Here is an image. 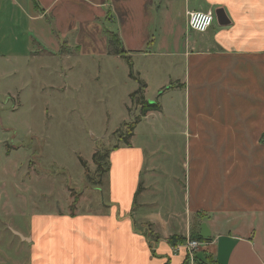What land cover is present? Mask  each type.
I'll list each match as a JSON object with an SVG mask.
<instances>
[{
    "label": "crops",
    "instance_id": "1",
    "mask_svg": "<svg viewBox=\"0 0 264 264\" xmlns=\"http://www.w3.org/2000/svg\"><path fill=\"white\" fill-rule=\"evenodd\" d=\"M60 1L0 0V79L7 75L2 67L13 61L30 55L55 59L68 46L64 42L60 48L48 21ZM111 1L72 0L78 10L72 35L81 37L85 30L91 34L97 26L94 19L99 25L112 14ZM198 1L201 6L194 5ZM172 4L122 0L126 29L146 33L157 18L164 30L172 21ZM184 4L186 17L188 12L222 8L231 25L216 23L206 33H190L179 53L182 61L172 63L182 78L171 80L161 96L169 90L182 94L184 111L171 123L172 134H180V162H154L157 154L152 162L144 156L140 162H110L108 194L105 198L102 191L103 200L93 208H80L74 216L70 211L38 213L26 233L12 229L30 253L27 264H185L188 253L179 249L183 244L174 246L170 239L187 241L192 232L200 236L203 227L210 242L189 264H264V243L260 252L255 222L264 224V0ZM94 7L100 10L97 18ZM125 23L118 31L123 43ZM97 27L106 35V29ZM155 48V42L148 44L151 54ZM63 51L72 55L70 49ZM165 110L161 106L157 113ZM1 263L19 261L6 258Z\"/></svg>",
    "mask_w": 264,
    "mask_h": 264
},
{
    "label": "rangeland",
    "instance_id": "2",
    "mask_svg": "<svg viewBox=\"0 0 264 264\" xmlns=\"http://www.w3.org/2000/svg\"><path fill=\"white\" fill-rule=\"evenodd\" d=\"M121 3L122 0L111 1L112 14L99 25L94 19V24L118 34L127 11ZM75 11L72 0H61L48 15L59 36L60 48L67 42L64 50L70 49L71 56L60 53L55 54V59L44 55L35 60L30 55L2 67L7 75L0 79V264L6 258H14L19 264L30 260L26 245L12 229L26 233L38 213H69L68 205L75 198L77 211L86 206L93 208L98 199L103 200L102 191L106 198L110 176L93 163L97 151L111 150L110 162H140L143 156L146 162H152L155 154L154 162H180V134L174 136L171 126L184 111L180 93L169 90L159 95L156 102L166 110L143 118L129 146L124 138L128 132L125 124L140 116L139 106L129 100L140 83L148 84L145 98L150 93L152 99L161 90L169 89L171 80L182 78L180 69L173 68L172 63L182 61L179 53L192 33L186 27L184 0H173L172 21L165 23L166 30H161L163 24L157 18L146 33L129 31L125 23L127 36L123 45L127 52L143 51L126 52L124 57L131 56L133 65H129L128 58L109 54L107 36L97 26L91 34L85 30L81 37L72 35ZM99 11L94 7V18ZM101 11L107 13L109 9ZM151 42L156 46L152 54L147 49ZM42 47L53 53L47 46ZM141 96H137L138 100ZM122 148L131 149L123 152ZM80 159L86 163L89 182ZM255 222L261 252L264 224Z\"/></svg>",
    "mask_w": 264,
    "mask_h": 264
},
{
    "label": "trees",
    "instance_id": "3",
    "mask_svg": "<svg viewBox=\"0 0 264 264\" xmlns=\"http://www.w3.org/2000/svg\"><path fill=\"white\" fill-rule=\"evenodd\" d=\"M106 35L108 37V43H109V46H110V53L115 55V56H121L122 58H128L129 60V65L132 64V62L130 61L131 60V56H128V57H124L125 55H127L126 51H125V48H124V45H123V42L122 40L120 39L119 35L114 32V31H107L106 32ZM64 49H62V54H65V52L63 51ZM133 65V64H132ZM132 78H134V75L132 76ZM145 90H147V85L143 82L140 83V88L136 91H134L133 93H131L130 95V100L137 104V106H139L140 108V116L135 118V120L130 123V124H125L128 128V132L126 133V136H125V145L126 146H129L130 145V138L133 137L134 135V131L137 127V125H139L142 121L143 118L147 117L149 114L151 113H154V112H159L161 111V106L159 105L158 102H155V104H150L149 101L145 98ZM142 94V96L139 98H137V96L139 94ZM93 163L98 166L97 168H101L103 169V173L107 174L109 173L110 171V166H111V163H110V159H111V150L107 149L105 150V152H102V151H97L96 153L93 154ZM80 163L82 165V167H84L85 169V173H86V178L88 180V182L90 181V178L88 176V172H87V169H86V163L83 162L82 159H80ZM101 185H102V182H100ZM99 183V184H100ZM98 187H101L100 185H98ZM77 201L78 199L75 198L74 202L70 205L69 207V210H70V213L74 216L76 215L77 213ZM190 239L191 240H196V241H200V242H203V243H208L210 242V239L209 238H202L199 236L198 233L196 232H192L191 236H190ZM170 242L176 246L178 243L180 244H185L186 241L182 238H177V237H172L170 239ZM196 257V256H195ZM197 260V259H196ZM190 263V258H189V255H188V260H186L185 264H189Z\"/></svg>",
    "mask_w": 264,
    "mask_h": 264
},
{
    "label": "built area",
    "instance_id": "4",
    "mask_svg": "<svg viewBox=\"0 0 264 264\" xmlns=\"http://www.w3.org/2000/svg\"><path fill=\"white\" fill-rule=\"evenodd\" d=\"M215 22H217L216 11H192L187 13L188 29L192 32L206 33L214 26ZM203 245V242L188 239L179 249L186 250L189 258L194 262L195 254L200 251Z\"/></svg>",
    "mask_w": 264,
    "mask_h": 264
},
{
    "label": "water",
    "instance_id": "5",
    "mask_svg": "<svg viewBox=\"0 0 264 264\" xmlns=\"http://www.w3.org/2000/svg\"><path fill=\"white\" fill-rule=\"evenodd\" d=\"M216 18H217V23L222 26V27H227L231 25V22L225 12L224 9L220 8L216 10ZM164 91H161L160 94H158L157 96H155L153 99H151L149 101L150 104H155V99H157L159 97V95H161ZM210 234L208 232H206L205 227H203V231L200 235V237L202 238H209Z\"/></svg>",
    "mask_w": 264,
    "mask_h": 264
}]
</instances>
